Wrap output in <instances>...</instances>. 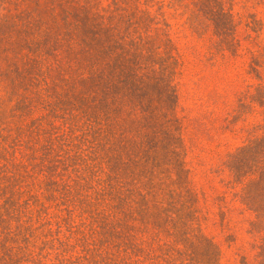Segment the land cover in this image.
<instances>
[{
  "label": "rangeland",
  "instance_id": "rangeland-1",
  "mask_svg": "<svg viewBox=\"0 0 264 264\" xmlns=\"http://www.w3.org/2000/svg\"><path fill=\"white\" fill-rule=\"evenodd\" d=\"M0 264H264V0H0Z\"/></svg>",
  "mask_w": 264,
  "mask_h": 264
}]
</instances>
